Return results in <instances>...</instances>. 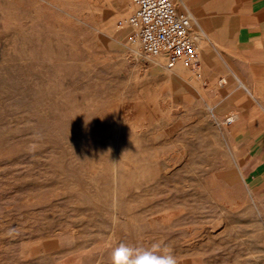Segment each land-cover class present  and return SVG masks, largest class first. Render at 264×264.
<instances>
[{
  "label": "rangeland",
  "instance_id": "obj_1",
  "mask_svg": "<svg viewBox=\"0 0 264 264\" xmlns=\"http://www.w3.org/2000/svg\"><path fill=\"white\" fill-rule=\"evenodd\" d=\"M173 2L198 23L199 76L137 52L118 25L129 0H0V264H114L121 245L264 264L213 18L199 0Z\"/></svg>",
  "mask_w": 264,
  "mask_h": 264
},
{
  "label": "crops",
  "instance_id": "obj_2",
  "mask_svg": "<svg viewBox=\"0 0 264 264\" xmlns=\"http://www.w3.org/2000/svg\"><path fill=\"white\" fill-rule=\"evenodd\" d=\"M199 1L219 42L214 52L225 75L219 84L223 108L236 110L229 130L239 149L240 176L264 214V0Z\"/></svg>",
  "mask_w": 264,
  "mask_h": 264
},
{
  "label": "built area",
  "instance_id": "obj_3",
  "mask_svg": "<svg viewBox=\"0 0 264 264\" xmlns=\"http://www.w3.org/2000/svg\"><path fill=\"white\" fill-rule=\"evenodd\" d=\"M129 1L131 12L118 20V25L130 27L129 40L137 52L145 58L161 57L168 69L181 65L192 76H199L201 57L191 31V12L179 11L173 0ZM222 83L219 79L218 84ZM233 119L234 115H229L225 121Z\"/></svg>",
  "mask_w": 264,
  "mask_h": 264
},
{
  "label": "clouds",
  "instance_id": "obj_4",
  "mask_svg": "<svg viewBox=\"0 0 264 264\" xmlns=\"http://www.w3.org/2000/svg\"><path fill=\"white\" fill-rule=\"evenodd\" d=\"M119 253H123L125 259L120 261L114 259V264H177L175 257L171 254L167 256H156L149 250L137 252L127 245H121L116 253H114V257Z\"/></svg>",
  "mask_w": 264,
  "mask_h": 264
},
{
  "label": "bare ground",
  "instance_id": "obj_5",
  "mask_svg": "<svg viewBox=\"0 0 264 264\" xmlns=\"http://www.w3.org/2000/svg\"><path fill=\"white\" fill-rule=\"evenodd\" d=\"M193 20H195V22H196V19H195V17L193 16ZM196 24L198 25V23L196 22ZM181 71H182V69L179 67V66H177V67H175V72H176V74H178V73H181ZM132 156V155H131ZM134 157V156H133ZM132 159H136V158H132ZM131 161H133V160H131ZM136 162H137V160H136ZM160 165L161 164H159V163H155L154 162V159H153V157H150L149 158V160H147V161H145V168H147V171H146V176H147V180H153L155 177H156V175L154 174V169L155 168H159L160 167ZM136 170H137V168H136ZM145 177H143V179H144ZM169 180V179H168ZM141 181V180H140ZM144 182H146V181H144ZM140 183V182H139ZM141 183H142V181H141ZM152 183V182H151ZM148 184H149V182H148ZM148 195V194H147ZM124 221V220H123Z\"/></svg>",
  "mask_w": 264,
  "mask_h": 264
}]
</instances>
